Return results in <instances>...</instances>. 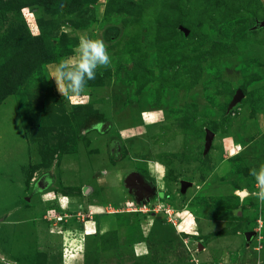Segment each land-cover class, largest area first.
<instances>
[{
    "label": "rangeland",
    "instance_id": "374dc122",
    "mask_svg": "<svg viewBox=\"0 0 264 264\" xmlns=\"http://www.w3.org/2000/svg\"><path fill=\"white\" fill-rule=\"evenodd\" d=\"M262 20L264 0H0V264H263ZM84 34L111 63L69 101L50 75Z\"/></svg>",
    "mask_w": 264,
    "mask_h": 264
},
{
    "label": "clouds",
    "instance_id": "9594fccd",
    "mask_svg": "<svg viewBox=\"0 0 264 264\" xmlns=\"http://www.w3.org/2000/svg\"><path fill=\"white\" fill-rule=\"evenodd\" d=\"M111 57L105 42L100 38L80 35L71 55L60 58L54 65L52 74L57 89L69 101L86 95L88 81L94 80L99 67L110 65ZM255 181L256 191L252 193L264 204V162L249 170ZM257 264H260L258 261Z\"/></svg>",
    "mask_w": 264,
    "mask_h": 264
},
{
    "label": "water",
    "instance_id": "95a60500",
    "mask_svg": "<svg viewBox=\"0 0 264 264\" xmlns=\"http://www.w3.org/2000/svg\"><path fill=\"white\" fill-rule=\"evenodd\" d=\"M259 24H260V26H264V20H262V21H260L259 22ZM184 31H185V33L186 34H188V32H189V30L188 29H184ZM242 95H243V93L239 90L238 92H237V95L234 97V99H233V101H232V104H234V103H236V101H238L241 97H242ZM213 135H214V132L212 131V130H210V129H207V133H206V141H205V150H208L209 149V147H210V145H211V142H212V139H213ZM134 178H137L138 179V181L139 182H141V186L142 187H145V189H143V192L141 193V194H143V195H146L147 197L150 195V194H152V191H153V189H152V187L150 186V185H147V184H145L144 183V179H143V177L142 176H140L138 173H136V172H133V173H131L128 177H127V179H126V182H127V185H128V187H133L132 185H131V183H133L134 181L132 180V179H134ZM180 184H181V191H186V189L189 187V186H191L192 185V181H188V180H184V179H182L181 181H180ZM134 185V184H133ZM134 187H137L138 188V185L137 184H135L134 185ZM135 193V196L136 195H138V193H139V191H135L134 192ZM138 199V198H137ZM139 201L140 200H145L143 197H139V199H138ZM256 234V231H254V230H252V231H247L246 233H245V236H246V239H247V241H250V239L253 237V235H255ZM264 264V263H263Z\"/></svg>",
    "mask_w": 264,
    "mask_h": 264
},
{
    "label": "crops",
    "instance_id": "0c3cea01",
    "mask_svg": "<svg viewBox=\"0 0 264 264\" xmlns=\"http://www.w3.org/2000/svg\"><path fill=\"white\" fill-rule=\"evenodd\" d=\"M43 180H45V183L46 182H48L49 183V181L47 180V179H45L44 177L42 178ZM139 181L137 180V183H138ZM42 183V182H41ZM41 183L38 185V187L40 188V186H41ZM38 184V183H37ZM37 188V187H36ZM109 213V212H108ZM94 214H96V212H94ZM92 217H95V215H92ZM94 219V218H93ZM94 221V220H93ZM92 221V222H93ZM70 226H72V225H70ZM77 231H80V228H78V227H74ZM69 230L71 231V229L69 228ZM76 239V238H75ZM77 239H79V238H77ZM74 244H75V242H73ZM77 244H79L78 242H77ZM73 253H71L72 254V256L71 257H66L65 258V260H66V262H65V264H69V261L71 262V263H73L75 260H77L78 258H76V257H74V255L76 256V254L74 253V251H72ZM64 260V261H65Z\"/></svg>",
    "mask_w": 264,
    "mask_h": 264
},
{
    "label": "built area",
    "instance_id": "2783aa9c",
    "mask_svg": "<svg viewBox=\"0 0 264 264\" xmlns=\"http://www.w3.org/2000/svg\"><path fill=\"white\" fill-rule=\"evenodd\" d=\"M63 197H69V196H64V195H62L61 197H60V204H61V206H62V208H63V206L66 204V200H64L63 199ZM61 201H62V203H61ZM66 206V205H65ZM135 210H137V209H135ZM93 215H94V212L92 213ZM64 216H66V214H64V215H62V214H57V215H54L52 218L53 219H55V220H57V221H59V220H62L63 218H64ZM90 217H92V215L90 216ZM93 220H87L86 222H85V226H86V224L87 223H89V222H92ZM94 222V221H93ZM257 233V232H256Z\"/></svg>",
    "mask_w": 264,
    "mask_h": 264
},
{
    "label": "flooded vegetation",
    "instance_id": "af4514ba",
    "mask_svg": "<svg viewBox=\"0 0 264 264\" xmlns=\"http://www.w3.org/2000/svg\"><path fill=\"white\" fill-rule=\"evenodd\" d=\"M144 181H145V180H144ZM133 184H134V185L137 184V185H138V188H137V187H134ZM145 184L150 185V184H148L146 181H145ZM131 185L133 186L134 191H136V190L139 191L140 188L142 187V186H141V185H142L141 182H138V183H137V182H133V183H131ZM150 186H151V185H150ZM142 188H143V187H142ZM145 196H146V195L140 194V192H139L138 195H136L135 197H136V199H137V198L139 199V197H143V198H145Z\"/></svg>",
    "mask_w": 264,
    "mask_h": 264
},
{
    "label": "bare ground",
    "instance_id": "6f19581e",
    "mask_svg": "<svg viewBox=\"0 0 264 264\" xmlns=\"http://www.w3.org/2000/svg\"><path fill=\"white\" fill-rule=\"evenodd\" d=\"M149 167H150V171L153 172V174H155V176H157L156 175V173H157L156 172V167L154 166V164L152 162L149 164Z\"/></svg>",
    "mask_w": 264,
    "mask_h": 264
}]
</instances>
